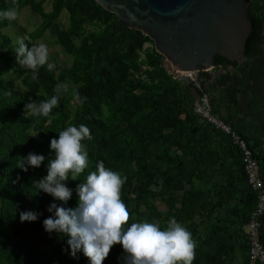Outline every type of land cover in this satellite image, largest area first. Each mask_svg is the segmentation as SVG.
<instances>
[{"label": "trees", "instance_id": "obj_1", "mask_svg": "<svg viewBox=\"0 0 264 264\" xmlns=\"http://www.w3.org/2000/svg\"><path fill=\"white\" fill-rule=\"evenodd\" d=\"M32 1L26 0L25 3ZM247 1L249 2L248 17L253 28L247 40L246 54L248 58H261L264 56V0ZM53 4V11L43 15V27L50 25L63 10H67L71 14V25L67 33L60 37L65 44L68 38L81 36L80 32L86 23L94 20L106 23L103 32L89 35L84 41L86 46L82 45L75 49V54L78 56L76 70L81 68L86 59L93 57L92 65L87 72L86 85L81 91L83 102L79 108L76 124L88 125L93 137L102 141L98 150H88L90 171L82 172L77 179L69 178L66 182L73 189V196L65 206L76 205L78 200L76 186L83 182L91 171L96 170L99 161H103L106 167L117 170L126 177L121 189V198L130 212L129 224L147 220L166 227L168 225L165 222L166 217L171 220L174 218L191 232L196 242L195 255L198 264H230L239 252L248 253L249 241L243 228L256 208L257 194L247 184L239 146L230 135L217 130L223 142V153L232 157L233 163L237 166L238 179L235 180L232 173H226L227 184L222 190L214 191L213 194L208 189L202 190L197 187L193 174L196 173L195 176L200 179L203 178L202 175L204 178L213 177L215 166L222 161L221 153L207 146L206 152L200 153L201 160L197 164L188 165L184 160L186 148L180 140L189 137L190 143L198 133L199 125L208 126L194 112L197 96L205 92L203 87L198 88L193 81L178 80L168 74L164 67L159 66L157 75L161 83L159 87L161 91L152 99L149 95L153 93V87L148 88L143 95H131L133 82L129 80L127 74L131 67L125 66L124 58L128 55L134 56L137 49L141 48L149 37L142 31L131 29L120 22L116 14L103 8L96 0H54ZM7 7V1L0 0V9ZM11 42L7 36L0 35V76L6 66L13 67L19 74L22 73V64L18 63L15 54L18 45H12ZM155 60L160 62L159 57ZM215 65L230 72L229 67L237 69L241 64L218 55ZM75 69L68 71V75L72 76ZM206 75V71L200 72V77ZM24 81L34 91L42 87L46 97L34 96L31 99L27 93L14 89L13 82L0 81V242L17 248L20 255L30 264H88V258L83 253H79V258L75 259L65 251L66 248L70 251L66 243L67 237L45 231L43 220L51 215L48 212V205L55 198L43 191L36 194L37 180L47 174L48 159H53L55 155L49 148L50 140L52 137H58V132L65 128L66 93L60 95L58 106L52 109L48 117L34 116L25 108L26 104L29 101L39 104L42 100L50 99L56 94L58 84L48 73L45 65L39 68L38 79L33 80L31 72ZM238 93V88L229 87L223 93L221 100L224 101L225 97H229L230 103L237 109ZM215 102L216 99H212L214 111L219 113L215 108ZM104 103L108 104L111 112L118 118L113 130L119 134L138 138L142 142V152L128 153L114 144L103 141L107 127L96 115L101 114V105ZM183 115L189 125L187 128H177L176 134L177 143L183 154L173 157L161 152H149V141L155 139L153 133L163 131L169 120L174 124ZM49 119H51L50 123H48ZM30 129L43 130L42 140L35 139L29 133ZM239 133L256 153L264 181V152L257 153L249 139ZM30 151L43 154L46 159L40 167H29L28 171H24L19 165L23 156ZM126 160L131 161L130 171L119 167V163ZM158 176L162 179V185L161 189L155 192L151 189V185L153 179ZM235 182L245 184L243 191L246 198L236 210L237 219L223 220L220 216L226 211L227 196L233 195L236 191ZM158 195L165 196L170 214L159 212L153 207L151 210H142L144 203L147 204L151 198ZM28 209L37 210L42 215L36 221L21 222L20 211ZM207 221L210 222L209 236L202 239L199 237V226ZM235 225L239 226L236 240L228 234ZM261 233L264 243V217ZM43 245L47 247L46 251L41 248ZM123 254L122 245L114 244L104 264L119 263L117 257H122ZM247 263L248 256L245 264Z\"/></svg>", "mask_w": 264, "mask_h": 264}, {"label": "clouds", "instance_id": "obj_2", "mask_svg": "<svg viewBox=\"0 0 264 264\" xmlns=\"http://www.w3.org/2000/svg\"><path fill=\"white\" fill-rule=\"evenodd\" d=\"M15 18L12 9L0 11V19ZM17 44V61L33 70V80L38 79L41 66L47 64L49 69L53 68L48 62L47 45L41 43L29 48L23 38H18ZM67 91V85H58L50 99L39 104L29 101L25 108L34 116L48 117L58 106L60 95ZM58 133V137L50 140L49 148L55 155L48 159L47 174L37 180L36 194L43 191L55 198L48 205L51 215L43 220V227L50 234L67 237L70 251L68 248L65 251L71 257L78 259V254L83 253L88 264H104L113 245L119 243L124 250L123 256L117 257L119 264H193L196 242L182 223L174 218L166 227L147 220L128 223L130 212L121 198L126 177L106 167L103 161L76 186V205L65 206L73 196V189L66 182L69 178L77 179L88 167L89 152L83 141L93 139V135L84 123L69 125ZM45 159V155L30 151L23 156L19 167L28 171L29 167H40ZM41 215L34 209L19 213L21 222L36 221Z\"/></svg>", "mask_w": 264, "mask_h": 264}, {"label": "rangeland", "instance_id": "obj_3", "mask_svg": "<svg viewBox=\"0 0 264 264\" xmlns=\"http://www.w3.org/2000/svg\"><path fill=\"white\" fill-rule=\"evenodd\" d=\"M7 1V9H0V11L12 9L16 12V18L9 19H0V35L3 34L11 39L12 45H18V38H23L24 42L31 48L33 45H39L41 43L47 45L49 48V63L53 65L52 69H49L47 64L45 68L50 75L53 76L54 80L58 85L68 86V91L66 92L65 106L67 118L65 119V127L69 125H77L76 119L79 114V108L83 102L81 91L86 85L87 72L90 69L93 57L89 60H85L81 68L77 70L76 64L78 62V56L75 54V49L80 48L82 45H85V40L89 35L93 33H101L106 28V23L101 20H94L84 25V28L81 30V36L72 37L67 39V44L63 43L60 39L61 35L66 34L71 25V14L67 10H63L58 17L54 18L50 25L43 27L44 25V13H50L54 9V0H33L32 2L25 3L26 0H5ZM160 58V62H157L155 58ZM254 62V67L262 64L264 67V56L261 58H248L243 64L246 67H249L252 62ZM125 66H130V70L127 71L128 78L133 82V90L131 95H143L147 92L148 88L153 87V93L149 95V98H154L157 92H160V80L158 79L157 72L159 66H162L166 69L168 74L172 76V70L170 69V63L167 59L160 54L156 48L154 41L149 37L141 48H138L134 56H126L124 58ZM162 64V65H160ZM125 66H123L125 68ZM74 70L72 76L68 75V71ZM229 69H233L229 67ZM33 70L28 68L26 65H22V73L19 74L13 67L6 66L4 67V72L0 76V81H11L14 84V89H18L22 92H25L29 95L31 99L34 96L46 97V93L42 87L39 90L34 91L32 88L27 86L24 81V78L30 74ZM174 76V75H173ZM178 80H189V78H182ZM97 118L103 120L106 124L107 130L105 133L104 142L107 144H114L117 148L124 149L128 153L131 151L142 152V142L134 137L133 135H127L123 133H116L113 128L117 123V116L111 112L108 104L101 105V114L96 115ZM51 122V119L48 120V123ZM47 123V124H48ZM188 121H186L185 116L183 115L176 123H172L170 120L165 126L163 131H155L153 136L155 139L149 141L148 151L151 153H164L170 156L182 155V150L178 145L177 137V128H187ZM198 133L194 136L193 140L189 143L188 138H182L180 141L182 145L186 148V154L184 155V160L188 165H195L201 160V154L206 152L205 147L212 148L214 151L220 152L223 154L222 147L223 142L220 137V134L217 130L212 127H206L199 125ZM33 136L37 140H42L43 130L30 129L29 133L31 135L37 133ZM102 141V140H101ZM101 141L93 137L91 140L85 139L84 144L87 145L88 150H98L101 147ZM201 153V154H200ZM222 160H226L224 155ZM130 162L129 160L122 161L119 163V167L130 171ZM90 171V166L84 170L83 173H88ZM194 176V183L197 187L202 189V183L212 184L210 192L212 194L218 191L217 186L220 184L221 172H214L213 177L202 179ZM136 179H134L135 181ZM162 179L160 176L156 177L152 181L151 189L155 192H158L161 189ZM189 188V185H187ZM205 189H209L208 187ZM28 199H30V196ZM150 205V206H149ZM155 208L159 212L170 214L168 210V205L165 201V196L158 195L151 198L148 203L142 205V210L147 211L148 209ZM225 213L221 214V218L226 219L227 205L225 207ZM165 222L169 224L171 219L166 217ZM209 227L210 222L202 223L199 226V237L205 238L209 236ZM237 227H232L228 234H230L235 240L237 239ZM245 232V229L243 228ZM6 248V250L4 249ZM44 251L47 250V247L43 245L41 247ZM2 250H5L3 252ZM248 253L239 252L230 264H245ZM12 262L13 264H30L28 260L24 259L20 255L17 248H12L8 245L0 242V263ZM7 264V263H6ZM119 264V263H115ZM193 264H198L197 256L193 260Z\"/></svg>", "mask_w": 264, "mask_h": 264}, {"label": "water", "instance_id": "obj_4", "mask_svg": "<svg viewBox=\"0 0 264 264\" xmlns=\"http://www.w3.org/2000/svg\"><path fill=\"white\" fill-rule=\"evenodd\" d=\"M120 22L150 37L172 72L216 67V56L243 64L252 32L247 0H96Z\"/></svg>", "mask_w": 264, "mask_h": 264}, {"label": "crops", "instance_id": "obj_5", "mask_svg": "<svg viewBox=\"0 0 264 264\" xmlns=\"http://www.w3.org/2000/svg\"><path fill=\"white\" fill-rule=\"evenodd\" d=\"M254 62L249 67L241 64L237 69L227 70L215 67L211 70H206V76L200 77V72L196 74V78L191 80L195 85L207 92L211 99H216L215 108L218 109V115L222 116L227 122L233 123L234 127L245 135L251 145L255 147L257 153L264 152V67L262 64L254 67ZM205 71V70H203ZM235 86L238 88V106L237 109L230 103V98L225 97L222 101L223 93L229 87ZM226 160H222L215 166L214 171L221 172L220 184L217 186L218 191L227 184L228 175L232 173L234 179H238L236 173L237 166L233 163L232 157L222 154ZM225 174V175H224ZM202 183V190L212 188V184ZM245 184L235 182L236 189L233 195L227 196L226 218L237 219L236 211L243 204V199L246 194L243 191ZM238 225H235L237 227Z\"/></svg>", "mask_w": 264, "mask_h": 264}, {"label": "built area", "instance_id": "obj_6", "mask_svg": "<svg viewBox=\"0 0 264 264\" xmlns=\"http://www.w3.org/2000/svg\"><path fill=\"white\" fill-rule=\"evenodd\" d=\"M196 74V72L192 71L172 73L176 79L189 78L191 80L196 78ZM194 112L205 125L212 126L216 130L230 135L242 152V164L246 173L247 184L257 194L256 208L252 212L248 223L244 226L250 247L247 264H264V243L261 236L264 217V181L261 174L260 161L248 141L231 123L214 111L212 99L207 92L197 96Z\"/></svg>", "mask_w": 264, "mask_h": 264}]
</instances>
